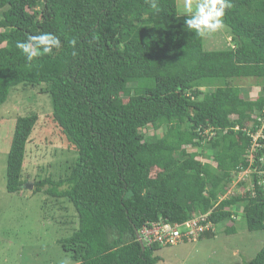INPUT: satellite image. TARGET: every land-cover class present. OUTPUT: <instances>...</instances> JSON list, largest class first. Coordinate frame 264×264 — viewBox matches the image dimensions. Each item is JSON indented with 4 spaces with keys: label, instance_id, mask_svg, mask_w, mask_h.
<instances>
[{
    "label": "trees",
    "instance_id": "trees-1",
    "mask_svg": "<svg viewBox=\"0 0 264 264\" xmlns=\"http://www.w3.org/2000/svg\"><path fill=\"white\" fill-rule=\"evenodd\" d=\"M156 2L0 0V107L17 88L51 98L50 120L75 157L63 163L68 176L35 182V193L73 205L78 226L58 242L76 264H158L164 246L136 236L151 223L204 217L197 242L221 225L236 233L239 216L264 231V0H231L232 42L219 50L187 28L177 0ZM45 32L61 47L27 61L16 43ZM253 78L257 99L232 84ZM38 117L16 119L9 193L26 188ZM247 169L254 188L230 195ZM247 264H264V247Z\"/></svg>",
    "mask_w": 264,
    "mask_h": 264
},
{
    "label": "rangeland",
    "instance_id": "rangeland-1",
    "mask_svg": "<svg viewBox=\"0 0 264 264\" xmlns=\"http://www.w3.org/2000/svg\"><path fill=\"white\" fill-rule=\"evenodd\" d=\"M177 2L184 15L185 0ZM205 39L209 50H219L224 43L232 42L225 28L207 32ZM232 84L249 90L246 95L251 99H257L262 89L254 78L240 79ZM52 112L50 96L32 87L13 90L8 101L0 107V264H63L65 260L76 264L58 242L69 237L78 226L73 205L66 199L56 200L44 192L35 193V182L49 177L59 181L68 176L71 167L63 163L75 157L61 143L59 129L50 120ZM32 114L39 117L32 135L35 142L27 146L23 169L27 186L17 193H9L6 187L7 163L15 122L18 117ZM203 160L209 161L207 157ZM156 172L157 169L153 175ZM251 173L250 169L241 172L229 188V194H245L252 190ZM240 217L237 218L236 233L226 234L224 225H221L215 238L163 247L156 254L162 258L158 264H247L264 247V231H249Z\"/></svg>",
    "mask_w": 264,
    "mask_h": 264
},
{
    "label": "clouds",
    "instance_id": "clouds-1",
    "mask_svg": "<svg viewBox=\"0 0 264 264\" xmlns=\"http://www.w3.org/2000/svg\"><path fill=\"white\" fill-rule=\"evenodd\" d=\"M149 3L152 8H157L156 0H149ZM232 7L231 0H197L196 3H193V0H185L184 15L187 18L184 23L197 35L214 32L224 27L225 9ZM16 47L22 51L27 61L31 62L42 54L51 53L53 48L59 49L61 41L52 33L45 32L29 35L26 41H18ZM63 264H70V261L65 260Z\"/></svg>",
    "mask_w": 264,
    "mask_h": 264
},
{
    "label": "built area",
    "instance_id": "built-area-1",
    "mask_svg": "<svg viewBox=\"0 0 264 264\" xmlns=\"http://www.w3.org/2000/svg\"><path fill=\"white\" fill-rule=\"evenodd\" d=\"M261 134L262 130L256 134L257 136L254 135V140L256 141ZM204 220V217H199L186 222L184 225H171L165 222L151 223L139 233L142 241L147 245L157 242L161 246L168 247L185 242L192 243L197 242L202 234L209 229L202 224Z\"/></svg>",
    "mask_w": 264,
    "mask_h": 264
},
{
    "label": "water",
    "instance_id": "water-1",
    "mask_svg": "<svg viewBox=\"0 0 264 264\" xmlns=\"http://www.w3.org/2000/svg\"><path fill=\"white\" fill-rule=\"evenodd\" d=\"M136 236H137V239H138V241L140 242V244L143 246V248H145V247H144V244H143V242H142V239H141V237H140V234H139L138 231H136Z\"/></svg>",
    "mask_w": 264,
    "mask_h": 264
},
{
    "label": "crops",
    "instance_id": "crops-1",
    "mask_svg": "<svg viewBox=\"0 0 264 264\" xmlns=\"http://www.w3.org/2000/svg\"><path fill=\"white\" fill-rule=\"evenodd\" d=\"M203 240V239H202ZM201 241V240H200Z\"/></svg>",
    "mask_w": 264,
    "mask_h": 264
}]
</instances>
